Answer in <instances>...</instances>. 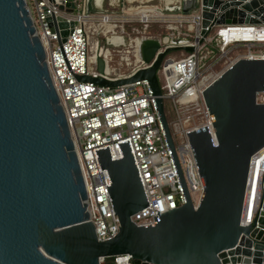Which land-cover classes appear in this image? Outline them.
Wrapping results in <instances>:
<instances>
[{
    "label": "water",
    "instance_id": "95a60500",
    "mask_svg": "<svg viewBox=\"0 0 264 264\" xmlns=\"http://www.w3.org/2000/svg\"><path fill=\"white\" fill-rule=\"evenodd\" d=\"M84 1L86 13H94L93 6L105 12V0ZM113 1L128 9L184 15L198 11L201 36L212 25H264V0ZM73 7V0L58 5L69 13ZM45 21L61 49L74 22L53 13ZM104 41L122 46L125 37L111 35ZM155 50L145 49V58ZM167 52L124 79L75 75L78 81L109 87L148 81L185 197L182 205L159 214L153 223L137 225L131 215L146 206L147 198L129 147L121 143V157L115 160L101 148L97 158L109 177L118 231L99 240L89 220L72 134L26 1L0 0V264H99L123 254L148 264H264V173L252 222H242L251 158L264 147V104L255 103V94L264 91V59H237L202 91L214 140L206 126L186 131L202 183L194 205L156 75Z\"/></svg>",
    "mask_w": 264,
    "mask_h": 264
},
{
    "label": "built area",
    "instance_id": "2783aa9c",
    "mask_svg": "<svg viewBox=\"0 0 264 264\" xmlns=\"http://www.w3.org/2000/svg\"><path fill=\"white\" fill-rule=\"evenodd\" d=\"M25 1L36 34L44 46L51 80L72 134L86 187L89 220L94 225L96 237L105 240L118 231V220L108 192L109 177L97 158L96 152L101 148H107L111 159L115 160L121 157V143H127L129 147L147 198L146 206L131 215L137 225L153 223L159 214L182 205L185 197L148 81L140 79L109 87L78 81L75 75L102 77L109 81L124 79L138 69L150 67L160 52L169 50L156 72L163 99L168 100L175 110L185 107L200 114L197 124L178 133L183 137L184 148L178 149L176 146L184 181L196 205L202 195V183L186 131L206 126L214 140L202 91L237 59H264L263 50H253L264 44V25H212L207 27L206 35L201 36L198 11L184 15L147 7L125 10V6H122L123 14L111 10L86 13L84 0H73V12L69 13L58 8L59 4L65 5L66 0ZM51 13L67 22H74L72 32L61 49L57 45L56 34L50 32L45 21ZM153 23L162 25L165 33L149 34L147 29ZM137 24L141 27L138 28ZM213 29L214 33L210 36ZM111 35H123L125 44L107 45L104 38ZM148 40L156 43V50L149 59L144 56L145 49L151 48L144 47ZM239 45L248 46L244 55L226 63L215 75L205 74L206 62L214 53L219 50L223 54L225 48ZM188 47L192 50L188 51ZM99 61L102 63L101 71H98ZM255 103L264 104V91L255 94ZM171 132L174 139L177 132ZM263 173L264 147L251 158L242 212L243 224L251 223L255 215L262 191L260 179ZM99 264L148 263H137L130 255L123 254L100 259Z\"/></svg>",
    "mask_w": 264,
    "mask_h": 264
},
{
    "label": "rangeland",
    "instance_id": "374dc122",
    "mask_svg": "<svg viewBox=\"0 0 264 264\" xmlns=\"http://www.w3.org/2000/svg\"><path fill=\"white\" fill-rule=\"evenodd\" d=\"M122 6L114 5L113 9L111 11H115V13L123 14L122 12ZM128 9V7H127ZM126 10V8H125ZM138 25V24H137ZM141 26L138 25V28ZM160 30H162V34L164 32V28L162 25H156V26H150L147 29V32L149 34H161ZM214 33V29L210 31L209 35L212 36ZM99 35V34H98ZM98 40L100 39L99 36H97ZM96 41V40H94ZM93 41V43H94ZM253 50L258 51V50H263L264 51V44L256 46ZM248 51V46L245 45H239V46H229L225 48L224 53L221 54V52L218 50L217 53H214L213 57L209 58L206 62L207 65V70L205 71V74L208 75H215L217 74L221 69L224 68L226 63H229L231 60L235 59L238 56L244 55ZM216 58L218 60L216 61ZM168 104V118H169V125L171 127V130L174 131L176 130L177 135L175 133L174 135V140L177 148H184L183 145V137L179 136L178 133L182 129L192 127L193 125L197 124L200 120V114H197L194 109L191 108H185V107H180L175 110L170 102L167 100Z\"/></svg>",
    "mask_w": 264,
    "mask_h": 264
},
{
    "label": "crops",
    "instance_id": "0c3cea01",
    "mask_svg": "<svg viewBox=\"0 0 264 264\" xmlns=\"http://www.w3.org/2000/svg\"><path fill=\"white\" fill-rule=\"evenodd\" d=\"M117 1H113V0H105L104 3L101 5V8L105 11H110L111 9H113L114 5H117ZM127 8V7H125ZM99 7L98 6H93V12L95 13H99Z\"/></svg>",
    "mask_w": 264,
    "mask_h": 264
},
{
    "label": "trees",
    "instance_id": "16d2710c",
    "mask_svg": "<svg viewBox=\"0 0 264 264\" xmlns=\"http://www.w3.org/2000/svg\"><path fill=\"white\" fill-rule=\"evenodd\" d=\"M152 26H156V25H160V24H156V23H153V24H151ZM150 25V26H151ZM161 26V25H160ZM160 32H161V34H162V30H160ZM155 42L154 41H151V40H148V41H146L145 42V46L144 47H152V46H155ZM163 104H164V111H165V116H166V119H167V121L169 122V118H168V114H167V110H168V104H167V101L166 100H164V102H163Z\"/></svg>",
    "mask_w": 264,
    "mask_h": 264
}]
</instances>
